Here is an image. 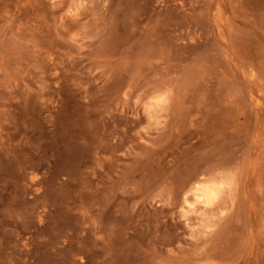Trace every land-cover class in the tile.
I'll use <instances>...</instances> for the list:
<instances>
[{
    "label": "rangeland",
    "instance_id": "rangeland-1",
    "mask_svg": "<svg viewBox=\"0 0 264 264\" xmlns=\"http://www.w3.org/2000/svg\"><path fill=\"white\" fill-rule=\"evenodd\" d=\"M0 264H264V0H0Z\"/></svg>",
    "mask_w": 264,
    "mask_h": 264
},
{
    "label": "bare ground",
    "instance_id": "bare-ground-1",
    "mask_svg": "<svg viewBox=\"0 0 264 264\" xmlns=\"http://www.w3.org/2000/svg\"><path fill=\"white\" fill-rule=\"evenodd\" d=\"M219 183H220V182H219ZM207 186H208V185H207ZM221 186H223V185L220 184V187H221ZM197 187H198V188H196L195 193H196V192L199 193V194H200V193H204V194H202V195H204V196L206 195L207 197H208V196H210V197H214V196L217 195V193H218L219 190H221V189L223 190V187L219 189L218 186H214V187H211V188H206V190L200 188L199 186H197ZM193 192H194V191H193ZM219 193H220V192H219ZM196 196H197V195H196ZM198 196H199V195H198ZM206 196H205V197H206ZM200 197H201V196H200ZM195 198H196V197H195ZM212 199H213V198H212ZM212 199H211V200H212ZM213 200H214V199H213ZM206 201H207V199H206Z\"/></svg>",
    "mask_w": 264,
    "mask_h": 264
}]
</instances>
